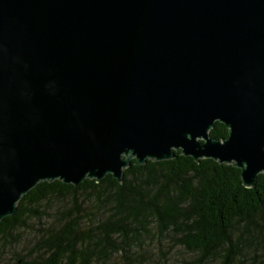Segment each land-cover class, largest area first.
<instances>
[{"label": "water", "instance_id": "1", "mask_svg": "<svg viewBox=\"0 0 264 264\" xmlns=\"http://www.w3.org/2000/svg\"><path fill=\"white\" fill-rule=\"evenodd\" d=\"M175 152L264 173V0H0V222Z\"/></svg>", "mask_w": 264, "mask_h": 264}, {"label": "trees", "instance_id": "2", "mask_svg": "<svg viewBox=\"0 0 264 264\" xmlns=\"http://www.w3.org/2000/svg\"><path fill=\"white\" fill-rule=\"evenodd\" d=\"M19 245L12 264H173L176 247L191 255L177 264H264V173L244 188L238 169L175 152L132 160L121 184L41 182L0 222V246Z\"/></svg>", "mask_w": 264, "mask_h": 264}, {"label": "rangeland", "instance_id": "3", "mask_svg": "<svg viewBox=\"0 0 264 264\" xmlns=\"http://www.w3.org/2000/svg\"><path fill=\"white\" fill-rule=\"evenodd\" d=\"M50 207H55V206H50ZM31 224H35V222H31ZM23 237H28V234H23ZM23 246L19 245L14 249H9V248H3L2 246H0V263L2 264H12V256H14V254H22L24 255L26 253L25 251H22ZM191 255H188L185 251H183L180 248H174V250L172 251L170 257H169V261L173 264H177L180 263L182 259L185 258H190Z\"/></svg>", "mask_w": 264, "mask_h": 264}]
</instances>
